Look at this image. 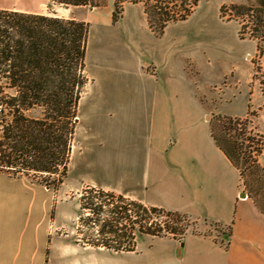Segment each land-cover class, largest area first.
Returning <instances> with one entry per match:
<instances>
[{"label":"crops","instance_id":"crops-1","mask_svg":"<svg viewBox=\"0 0 264 264\" xmlns=\"http://www.w3.org/2000/svg\"><path fill=\"white\" fill-rule=\"evenodd\" d=\"M130 5L139 8L136 22L149 26L142 3H126L125 15ZM74 8L97 15L101 7ZM0 9L48 14L50 0H0ZM126 42L135 53L136 71L144 81L137 86L130 114L127 101L121 104V114L109 111L114 114L108 117L114 128L101 134L94 159L99 164V178L82 182L74 190L63 191L64 182L54 192L31 177L0 171V264H92L91 257L84 256L91 247L78 239L84 184L187 215L195 224L230 229L228 247L221 243L223 236L214 233L190 231L182 241L153 237L165 239L175 248L149 259L148 264H264V212L247 193L241 196L239 172L218 148L211 131L215 146L204 148L198 130L201 116L182 96L187 87L182 81L160 79L164 67L176 68L178 57H156L142 35L126 38ZM193 59L186 58L191 65ZM92 121L95 124L93 117ZM127 123L129 131L123 129ZM235 172L237 183L230 180V173Z\"/></svg>","mask_w":264,"mask_h":264},{"label":"trees","instance_id":"trees-1","mask_svg":"<svg viewBox=\"0 0 264 264\" xmlns=\"http://www.w3.org/2000/svg\"><path fill=\"white\" fill-rule=\"evenodd\" d=\"M128 2L144 5L149 26L159 35L169 23L187 20L197 6L190 0H115L113 24L121 20ZM103 4L104 0H50V5L67 8ZM220 11L238 20L240 39L257 41L262 55L264 0L224 5ZM89 30V22L53 12L0 9V171L31 177L54 192L65 182L79 103L89 83ZM34 111L40 116H33ZM210 131L238 170L240 185L264 212V135L254 130L248 116H218L210 121ZM80 207L79 242L116 252H134L143 234L182 241L193 224L187 215L90 184L83 185Z\"/></svg>","mask_w":264,"mask_h":264},{"label":"rangeland","instance_id":"rangeland-1","mask_svg":"<svg viewBox=\"0 0 264 264\" xmlns=\"http://www.w3.org/2000/svg\"><path fill=\"white\" fill-rule=\"evenodd\" d=\"M114 1L104 0L97 15L89 14L86 8L50 5L49 12L56 15L92 20L85 70L89 83L79 103V122L63 191L74 190L82 182L99 178V164L94 159L99 153L101 134L114 128V121L108 117L121 114L123 102L127 101L129 114L134 107L137 86L144 78L137 74L135 53L124 45L126 38L131 40L142 35L156 57L166 60L178 57V67H164L160 79L171 83L182 81L187 87L182 96L186 97L188 107H194L193 111L201 116L198 130L204 148L215 146L209 124L218 116H248L254 130L264 135V42L261 55L257 51V41L240 39L238 20L230 19L228 14L223 17L220 11L224 5H247V0H190L197 1L191 16L185 21L169 23L162 35L156 34L144 21L142 24L136 22L140 11L133 5L128 7L126 15L124 11L125 18L120 23L111 24ZM188 57L194 58L193 65L186 60ZM40 113L34 111L32 115L40 116ZM174 120L172 118V124ZM123 129L129 131L130 124H125ZM261 162L264 163V158ZM230 180L237 183L238 173H230ZM241 190L247 193L243 186ZM190 221L193 224L187 232L214 233L223 236L221 243L227 245L230 229L208 227L199 221L195 224L191 218ZM173 248L165 239L143 234L138 236L134 252L91 247L85 249L84 256H90L92 264H148L149 259Z\"/></svg>","mask_w":264,"mask_h":264},{"label":"water","instance_id":"water-1","mask_svg":"<svg viewBox=\"0 0 264 264\" xmlns=\"http://www.w3.org/2000/svg\"><path fill=\"white\" fill-rule=\"evenodd\" d=\"M241 196L242 197H245L246 196V193L245 192L241 193Z\"/></svg>","mask_w":264,"mask_h":264}]
</instances>
